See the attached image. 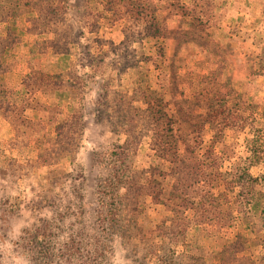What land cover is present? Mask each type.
<instances>
[{
    "label": "rangeland",
    "instance_id": "1",
    "mask_svg": "<svg viewBox=\"0 0 264 264\" xmlns=\"http://www.w3.org/2000/svg\"><path fill=\"white\" fill-rule=\"evenodd\" d=\"M236 2L0 10V264H264V0Z\"/></svg>",
    "mask_w": 264,
    "mask_h": 264
},
{
    "label": "trees",
    "instance_id": "2",
    "mask_svg": "<svg viewBox=\"0 0 264 264\" xmlns=\"http://www.w3.org/2000/svg\"><path fill=\"white\" fill-rule=\"evenodd\" d=\"M8 2V0H0V4H3L2 6H0V10H1V14H8L10 11L13 12L14 10H17L16 4H17V0H9L10 5L9 6H5V4ZM10 7V8H9ZM10 9V10H8ZM16 13V12H15Z\"/></svg>",
    "mask_w": 264,
    "mask_h": 264
},
{
    "label": "crops",
    "instance_id": "3",
    "mask_svg": "<svg viewBox=\"0 0 264 264\" xmlns=\"http://www.w3.org/2000/svg\"><path fill=\"white\" fill-rule=\"evenodd\" d=\"M225 2H226V4H225V6H224V9L226 8V7H229V8H231V9H235V10H238V8H237V2H236V0H224ZM232 13L234 12V10H232L231 11ZM230 12V13H231Z\"/></svg>",
    "mask_w": 264,
    "mask_h": 264
}]
</instances>
